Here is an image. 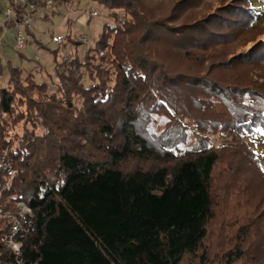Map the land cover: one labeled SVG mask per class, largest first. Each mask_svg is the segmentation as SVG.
I'll use <instances>...</instances> for the list:
<instances>
[{
  "label": "trees",
  "instance_id": "16d2710c",
  "mask_svg": "<svg viewBox=\"0 0 264 264\" xmlns=\"http://www.w3.org/2000/svg\"><path fill=\"white\" fill-rule=\"evenodd\" d=\"M88 2L105 12L107 22L80 56L54 60L49 83L36 80V68L22 79L18 66L0 62V156L7 150L16 170L2 205L9 212L11 202H24L34 225L31 234L18 238L20 262L181 264L199 252L203 262L214 181L231 174L226 183L236 185V197L242 172L264 179L257 149L264 145V84L253 74L222 84L192 69L241 36L264 37V0H239L226 11L227 20L218 18L214 32L199 34L195 24L176 32L160 21L149 23L129 0ZM55 5L36 19H49ZM16 6L19 13L26 9ZM66 24L75 30L71 20ZM158 40L166 42L167 57L153 48ZM63 43L80 44L70 34ZM175 63L192 67L180 73L170 68ZM219 66L264 71V40ZM40 127L47 136L37 133ZM223 136L230 142L220 148L210 141ZM220 152L231 153L230 165H220ZM130 160L150 165L126 167ZM8 228L0 218V237ZM250 236L251 231H236L222 264L243 260ZM0 261L16 264L2 243Z\"/></svg>",
  "mask_w": 264,
  "mask_h": 264
},
{
  "label": "rangeland",
  "instance_id": "374dc122",
  "mask_svg": "<svg viewBox=\"0 0 264 264\" xmlns=\"http://www.w3.org/2000/svg\"><path fill=\"white\" fill-rule=\"evenodd\" d=\"M44 1V0H40ZM55 5L57 0H49ZM131 5L136 9L142 8L144 11V18L149 23H160L164 28H168L171 31H178L177 29L183 26H197L194 28L198 34L203 30L215 31L220 24L219 19H226L229 17L226 14L228 8H231L239 0H129ZM88 4V5H87ZM43 4L40 3V6ZM6 8V2L0 0V39L2 43L0 45V62L1 65L5 66V63L10 62L12 66H18L22 71V79L28 74L29 71L37 69L34 71L36 80H46L50 82L54 77V60H61V57L65 54L72 55L75 52L80 56L86 46L81 44L74 46L70 44H54L51 42V37L56 35H61L63 37L70 35L84 34L90 40L91 44L95 43L99 37L102 26L107 22L105 17V12L95 7L88 0H72L65 4H57L49 10L47 20L34 19L33 27L31 30L26 31V42L21 50L15 48V28L5 24L7 21L4 10ZM134 8V9H135ZM91 10H96L98 16L90 18L89 22L82 21L78 19V15L84 19H88ZM41 15V14H40ZM71 15V24L73 25V32H70L67 26V19ZM224 26V24H223ZM162 32L161 30H159ZM236 32V34H235ZM163 36L169 40L172 36L164 32ZM201 34V33H200ZM235 36L238 35L237 30L233 31ZM138 38L136 32L132 34V39L134 41ZM207 40V38H204ZM264 37L259 36H241L239 41L234 43L233 46L226 45L218 48L217 58L211 60H201L192 69L193 72H198L199 75L211 80H218L222 84H226V80L237 79L240 82L243 80V76L250 74L261 77L258 80L257 77H253V80H258L259 84H264V71H258L256 69H251L248 67H238V69L231 67H226V69L219 66V63L228 60H233L235 57L246 53L253 47V44L261 43ZM170 41V40H169ZM153 48L158 52V56L167 57L164 54V49L166 42L163 40H158ZM47 45V49L41 48L39 45ZM161 44V45H160ZM163 45V46H162ZM102 55V54H100ZM161 59V58H160ZM235 63V62H234ZM176 64V63H175ZM173 66V65H172ZM172 68L176 72H188L192 65H188L187 68L176 64V68ZM169 67V65H167ZM42 69V70H41ZM41 70V71H40ZM86 77L82 78V81L86 82ZM7 81V76L4 78L3 82ZM192 91L189 88L188 91ZM35 93V92H34ZM188 92L184 93L186 95ZM28 129L33 130L32 127ZM18 133L21 134V127L17 129ZM38 134L41 136H47L48 130L46 127H40L37 129ZM218 141L211 142L216 143L215 146L218 147L220 143H229L230 136H223ZM84 144V143H83ZM231 144V143H230ZM258 154L262 157V165L264 167V145L259 146ZM225 152V151H223ZM222 152H220L221 154ZM221 163L230 165L232 163L231 153L221 154ZM145 166L148 167L150 164H144L135 160H130L126 167L133 166ZM125 167V165H124ZM219 169V168H217ZM233 169V168H232ZM220 170V169H219ZM218 171V170H216ZM254 171V170H252ZM242 172V171H241ZM236 176V174H235ZM241 179L239 187L240 193L236 197L232 195V191L236 185H229L231 174H222L214 183L213 195L216 200L214 201V206L212 208L213 219L210 222L208 229V236L204 243L205 249V259L201 262L199 256H186L184 257L181 264H222L225 253L233 249L236 243L233 240L234 233L239 229L244 231H251V236L249 242L246 244L244 249L245 256L243 260L237 262L236 264H264V179L255 177L252 173H241ZM3 202V201H2ZM26 205L24 202H22ZM10 213H15L19 211L16 203L11 202ZM4 208V207H3ZM1 218V217H0ZM2 219V218H1ZM232 224H231V223ZM247 250V252H246Z\"/></svg>",
  "mask_w": 264,
  "mask_h": 264
},
{
  "label": "built area",
  "instance_id": "2783aa9c",
  "mask_svg": "<svg viewBox=\"0 0 264 264\" xmlns=\"http://www.w3.org/2000/svg\"><path fill=\"white\" fill-rule=\"evenodd\" d=\"M6 2V8L4 10V15L8 22L14 23L15 28V48L21 50L26 42V31L31 30L33 27V21L37 17H40L43 11H46L52 6V2L49 0H44V4L40 6V3L27 4L25 0H4ZM26 6L23 12L17 11V6ZM88 5V4H87ZM83 15V13H80ZM78 15V19L83 22L87 21L82 19ZM89 16L96 17L98 13L96 10H91ZM71 20V15L68 17L67 21ZM52 42L55 44H61L63 42V37L61 35L52 36ZM78 42L83 46H90V40L84 34L78 35ZM2 39H0V45ZM16 176V170L12 166V163L7 159V150L0 156V217L7 220L9 223V228L6 233L0 237V243L8 246L16 260V264H21V246L18 238H22L31 234L34 231V225L31 221V210L24 205L22 202H17L19 211L15 213L5 212L2 205V194L11 189L13 180ZM0 264H3L0 261Z\"/></svg>",
  "mask_w": 264,
  "mask_h": 264
}]
</instances>
